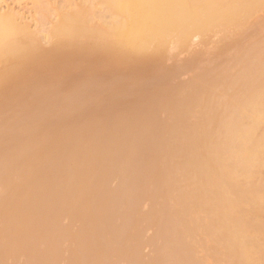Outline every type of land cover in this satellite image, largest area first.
<instances>
[{"label":"bare ground","instance_id":"bare-ground-1","mask_svg":"<svg viewBox=\"0 0 264 264\" xmlns=\"http://www.w3.org/2000/svg\"><path fill=\"white\" fill-rule=\"evenodd\" d=\"M96 1L0 11V264H264V0Z\"/></svg>","mask_w":264,"mask_h":264},{"label":"rangeland","instance_id":"rangeland-1","mask_svg":"<svg viewBox=\"0 0 264 264\" xmlns=\"http://www.w3.org/2000/svg\"><path fill=\"white\" fill-rule=\"evenodd\" d=\"M43 1V0H41ZM40 1V2H41ZM46 1V0H44ZM92 3L91 5L96 8L98 5H96L97 1L96 0H91ZM48 4H43L40 3L38 7V4L36 3L35 0H0V11L3 13H16L15 16L18 18V24L21 23V25H24L29 28L31 32L38 33V39L42 45V47L46 50L54 47L51 41L46 38L45 34H48V30L50 29V26L57 21L58 19V14L59 12L61 13L63 10H71L74 9L76 6H78L82 0H47ZM46 2V3H47ZM89 4V5H90ZM46 5L48 8H43ZM90 5V6H91ZM92 6V7H93ZM41 9V10H40ZM49 9V10H48ZM62 9V10H60ZM43 10H46L47 13H43ZM59 10V11H58ZM41 12V13H40ZM49 12V13H48ZM44 15V21H41L43 24L39 25L40 21V15ZM48 14V16H47ZM19 16V17H18ZM39 17V18H38ZM38 18V20H37ZM43 20V17H41ZM41 20V19H40ZM39 21V22H38ZM23 23V24H22ZM49 28V29H48ZM48 29V30H47ZM45 30H47L45 33ZM39 32H42L39 34ZM44 32V33H43ZM218 38H215V41H217ZM200 49V44L197 41H195L193 45V50H199ZM188 57V55H183L180 57L181 60H185ZM169 65H172V63H169ZM3 68V65L0 64V70ZM119 73H121L119 71ZM188 76H183V80H188ZM2 119V116L0 117ZM2 122V120L0 121ZM1 124V123H0ZM113 187H116V182L112 184ZM66 224L68 222H65ZM154 235L153 231H148L147 232V238H150ZM143 256L145 259H149L152 255V250L151 248H145L143 251Z\"/></svg>","mask_w":264,"mask_h":264}]
</instances>
